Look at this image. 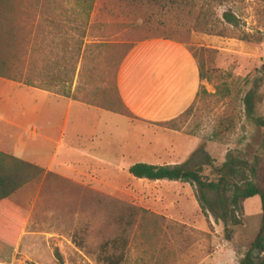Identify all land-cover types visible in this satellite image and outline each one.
<instances>
[{
  "label": "rangeland",
  "instance_id": "obj_1",
  "mask_svg": "<svg viewBox=\"0 0 264 264\" xmlns=\"http://www.w3.org/2000/svg\"><path fill=\"white\" fill-rule=\"evenodd\" d=\"M62 2L66 9L77 8L75 0ZM159 4L151 13L143 2L97 0L91 39L120 43L127 40L120 26L130 14L153 15V25L179 26L181 33L172 37L186 48L208 51L199 58L213 83L204 80L179 131L79 102L68 110L65 101L47 97L46 130L55 142H46L40 160L45 174L10 198L23 227L16 245L0 240V264H58L57 251L65 264H98L102 244L118 232L111 216L133 206L171 222L169 264H240L252 249L262 220L259 197L245 203L244 224L228 239L213 212H202L195 186L139 180L129 169L137 163L202 167L204 177L216 181L229 154L249 162L264 154V128L247 118L244 103L254 92L255 114L264 118V0H187L183 12L167 0ZM227 11L240 19L239 28L224 20ZM216 86L224 91L217 93ZM206 193L215 200V193ZM162 248L133 240L126 264H156Z\"/></svg>",
  "mask_w": 264,
  "mask_h": 264
},
{
  "label": "trees",
  "instance_id": "obj_2",
  "mask_svg": "<svg viewBox=\"0 0 264 264\" xmlns=\"http://www.w3.org/2000/svg\"><path fill=\"white\" fill-rule=\"evenodd\" d=\"M75 1L77 8L66 9L62 0H0V77L87 106L133 117V112L119 91V68L140 42L151 39L178 42L172 35L181 33L180 27L169 28L167 24L161 23L153 25V15L135 16L131 18L133 22L120 26V36L124 39L127 37V40L117 44L92 40L93 27L89 24L97 0ZM128 1L143 2L151 13L157 4L160 5V0ZM167 1L171 8L183 12L187 0ZM223 18L234 28L240 27V19L233 12L227 11ZM139 34L147 36L140 37ZM182 43L188 46L186 42ZM187 49L195 59L198 58L201 80L213 83L204 72L205 62L202 60L208 51L192 46ZM216 87L217 93L224 91ZM202 92L207 93L206 90ZM199 94L200 91L197 97ZM244 103L247 118L254 125L264 128V118L255 114V93L249 92ZM192 109L193 106L178 118L157 125L179 131L178 122L188 117ZM45 171L0 152V240L11 245L18 243L23 222L18 218L19 213L10 198L40 178ZM203 172L202 167L191 170L185 165L158 166L148 163H137L129 169L130 175L139 180L180 182L195 186L196 199L202 212H213L216 220L223 223L228 239H231L234 228L244 224L245 203L259 197L261 227L252 249L240 264H264V257L253 256L255 250L264 254V154L255 156L252 162L229 154L218 170L216 181L205 178ZM206 191L215 193L214 201L208 199ZM111 220L118 232L102 244L98 264H126L133 240L152 249L163 247L160 249L162 256L156 264L170 263L172 253L165 252V248L166 231L171 229L172 224L165 216L133 206L111 216ZM133 230L136 233L132 237ZM56 256L58 264H65L58 251Z\"/></svg>",
  "mask_w": 264,
  "mask_h": 264
},
{
  "label": "crops",
  "instance_id": "obj_3",
  "mask_svg": "<svg viewBox=\"0 0 264 264\" xmlns=\"http://www.w3.org/2000/svg\"><path fill=\"white\" fill-rule=\"evenodd\" d=\"M134 17L130 14L129 22L123 24L133 22ZM203 85L197 61L189 50L166 39L138 43L118 75L119 91L129 109L140 118L158 123L174 120L187 111ZM47 97L65 101L68 110L78 103L0 77V152L45 169L40 160L46 142H55L46 130ZM52 121L50 118L49 123ZM62 138L61 130L59 145Z\"/></svg>",
  "mask_w": 264,
  "mask_h": 264
},
{
  "label": "water",
  "instance_id": "obj_4",
  "mask_svg": "<svg viewBox=\"0 0 264 264\" xmlns=\"http://www.w3.org/2000/svg\"><path fill=\"white\" fill-rule=\"evenodd\" d=\"M257 253H258V250H255V251L253 252V256H255Z\"/></svg>",
  "mask_w": 264,
  "mask_h": 264
}]
</instances>
